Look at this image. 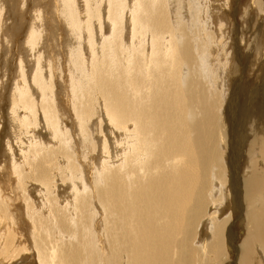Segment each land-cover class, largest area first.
I'll list each match as a JSON object with an SVG mask.
<instances>
[{
    "label": "bare ground",
    "instance_id": "obj_1",
    "mask_svg": "<svg viewBox=\"0 0 264 264\" xmlns=\"http://www.w3.org/2000/svg\"><path fill=\"white\" fill-rule=\"evenodd\" d=\"M263 52L264 0H0V264H264Z\"/></svg>",
    "mask_w": 264,
    "mask_h": 264
},
{
    "label": "rangeland",
    "instance_id": "obj_2",
    "mask_svg": "<svg viewBox=\"0 0 264 264\" xmlns=\"http://www.w3.org/2000/svg\"><path fill=\"white\" fill-rule=\"evenodd\" d=\"M20 16V17H19ZM25 17V18H24ZM16 18H17V20H18V23H17V27H18V32L20 33V40L22 41V39L25 37V35H26V33H27V31L26 30H28V26L30 25V22H29V20H27L28 19V17H27V15H24V14H20V13H18L17 15H16ZM27 18V19H26ZM20 19V20H19ZM22 20V21H21ZM21 21V22H20ZM23 22V23H22ZM28 25V26H27ZM20 26V27H19ZM27 27V28H26ZM22 30V31H21ZM252 32H253V30H252ZM24 36V37H23ZM16 45H14L13 47H15ZM10 52V50L8 49V50H6L5 52ZM263 54H264V52H263ZM256 55V54H255ZM14 56H16V54L14 55ZM254 58H256V56H251L249 59H251V62H250V66H252V64L255 62V59ZM261 58H263V60H264V55L261 57ZM263 67V68H262ZM260 68H262L263 70H264V66L262 65ZM261 69V70H262ZM7 71V73H17L16 72V66L15 65H12L8 70H6ZM247 73H248V71L246 72V73H244L242 76H241V74L242 73H240L239 74V76H240V78H238L239 79V81H240V79L241 80H246L247 78H248V76H246L247 75ZM260 75V76H259ZM243 78V79H242ZM255 80H256V82L259 84L261 81H263L264 80V72H262V74L261 73H255ZM254 80V79H253ZM235 81H238V80H235ZM10 86V85H9ZM242 89H240V91H241ZM3 96H4V94H3ZM6 119H8V117H6ZM10 124H8L7 125V127L6 128H4V130H5V137L3 138V140H2V144H1V146H0V169H1V167H2V164H3V162L5 161V156L7 155V153H5V149H4V143L6 142V140H7V137H8V134H9V136H11V131H10ZM9 138V137H8ZM0 174H1V176H2V178L0 179L1 181H3V182H6L7 184H9V183H11L12 185L11 186H14L15 187V184L13 183V182H9V181H7V179H8V174H7V170H1L0 171ZM9 182V183H8ZM13 188V187H12ZM15 188H17V186L15 187ZM29 245V247L31 248L30 250H31V252H28V253H24V254H22L19 258L18 257H16L15 258V260H12V261H9L8 262V260L7 261H5L3 264H39L38 263V261H37V258H36V256H37V253L34 251V249H32V246L30 245V244H28Z\"/></svg>",
    "mask_w": 264,
    "mask_h": 264
}]
</instances>
